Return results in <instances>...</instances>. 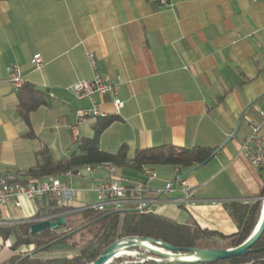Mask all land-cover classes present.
Listing matches in <instances>:
<instances>
[{"label":"crops","instance_id":"0c3cea01","mask_svg":"<svg viewBox=\"0 0 264 264\" xmlns=\"http://www.w3.org/2000/svg\"><path fill=\"white\" fill-rule=\"evenodd\" d=\"M36 54L40 70L32 64ZM89 54L100 75L124 81L118 113L110 96L96 97L100 110L116 117L101 134L102 151L175 146L216 154L185 175L188 197L178 185L165 191L175 179L173 167L153 168V181L133 169L67 173L59 180L74 190L72 207L95 206L98 186L114 178L128 187L144 185L149 212L237 233L224 203L254 202L264 192V169L253 168L242 154L264 107V0H0V173L28 177L43 149L57 161L78 152L69 127L91 102L70 88L93 78ZM10 66L46 96L29 123L19 113ZM98 120H85L78 139H92ZM20 202V208H0V264L31 254L33 246L15 247L17 236L22 226L51 216L55 200L40 194Z\"/></svg>","mask_w":264,"mask_h":264},{"label":"trees","instance_id":"16d2710c","mask_svg":"<svg viewBox=\"0 0 264 264\" xmlns=\"http://www.w3.org/2000/svg\"><path fill=\"white\" fill-rule=\"evenodd\" d=\"M19 113L29 123L30 114L46 105V96L43 92L31 84H25L19 91ZM116 121V117L101 118L95 125V136L92 139L81 141L78 152L60 161L54 159L49 149H43L38 153L37 167L29 171L28 177L45 180L50 177L59 178L67 173L79 171L90 165H111L118 169H133L143 172L146 168L173 167L179 169L183 175L208 163L216 154L215 149L206 147L180 148L164 146L151 149H143L131 154L127 145H122L117 153L109 154L100 149V137L103 131ZM264 197V192L262 194ZM263 201L254 202H227L224 209L236 224L238 231L232 235H224L221 232L202 229L196 222L180 224L167 217L153 212L139 211L136 209H124L119 211H97L88 209L77 211L66 216V225L61 229H70L71 221L75 217H81L86 225L93 229L92 238L82 247L76 248L73 257H55L42 259L38 255L48 252L56 246L67 244V237L57 235V231H45L31 235L27 224L21 227V233L17 236L16 248L20 246H33L31 254L18 256L8 264H91L114 242L127 237L153 238L166 242L180 252L185 253L189 249L201 250H227L243 244L253 233L257 226ZM65 210L58 208L57 203H52L50 215L58 219ZM4 236L9 235L10 230L3 231ZM132 252H140L151 256L144 251L131 249ZM114 264H160L152 261H144L133 256H122L114 261ZM210 264H264V234L260 240L250 249L249 253L235 258L221 260Z\"/></svg>","mask_w":264,"mask_h":264},{"label":"built area","instance_id":"2783aa9c","mask_svg":"<svg viewBox=\"0 0 264 264\" xmlns=\"http://www.w3.org/2000/svg\"><path fill=\"white\" fill-rule=\"evenodd\" d=\"M90 66L94 76L90 80H81L74 83L70 90L79 99H88L91 102V107L88 109L79 110L76 114V123L69 127V130L80 145L81 140L78 139V128L87 119L107 118V114L100 110L96 100L97 96H110L113 100V105L116 113L124 106L119 94L121 87L124 85L122 78L118 77L112 80L109 77L102 76L97 71V62L93 54L88 55ZM33 66L40 70L43 66V60L40 54H36L32 59ZM8 80L12 88L19 91L25 84L26 80L18 66H10L7 68ZM259 120L251 123V132L242 144V154L248 160L249 164L257 169H264V107L258 111ZM106 167L113 175L116 172V167L111 165H90L86 169L91 171L94 168ZM148 181H153L158 178V172L152 168H146L142 172ZM174 185L180 186L188 197L191 192L186 180L179 169H175V179L165 190L172 191ZM97 204L93 207L73 208L71 205L74 196V190L67 184L59 180V178L50 177L45 180L38 178L25 177L17 172L0 173V208L6 207L13 203L15 208L21 207L20 200L26 198L34 199L40 194H49L57 203L58 208L65 210L64 213L58 215L67 216L77 211L94 209L97 211H119L128 209L127 206L132 205L139 211H148L147 203L144 200L146 188L142 184L136 186H125L117 179L112 178L108 182L102 183L97 188ZM37 222V221H36Z\"/></svg>","mask_w":264,"mask_h":264},{"label":"water","instance_id":"95a60500","mask_svg":"<svg viewBox=\"0 0 264 264\" xmlns=\"http://www.w3.org/2000/svg\"><path fill=\"white\" fill-rule=\"evenodd\" d=\"M79 174V171L74 172ZM261 216L252 235L240 246L227 250H201L197 248L189 249L182 253L176 247L153 238L127 237L117 240L111 244L101 256L91 264H114L120 257L121 251L140 260L152 261L160 264H210L221 260L244 256L260 240L264 234V197ZM66 225V217L61 216L55 219L54 216L44 217L35 222L31 228V235L43 233L45 231H58ZM131 249H138L150 257L140 252H132Z\"/></svg>","mask_w":264,"mask_h":264},{"label":"rangeland","instance_id":"374dc122","mask_svg":"<svg viewBox=\"0 0 264 264\" xmlns=\"http://www.w3.org/2000/svg\"><path fill=\"white\" fill-rule=\"evenodd\" d=\"M71 222L70 229H60L57 231L58 236L67 237L68 245L56 246L48 252L40 253L38 255L39 258L73 257L76 255V250L92 238L93 229L88 227L81 217H75Z\"/></svg>","mask_w":264,"mask_h":264},{"label":"bare ground","instance_id":"6f19581e","mask_svg":"<svg viewBox=\"0 0 264 264\" xmlns=\"http://www.w3.org/2000/svg\"><path fill=\"white\" fill-rule=\"evenodd\" d=\"M127 253H125L124 251H121V253L118 255V257H122V256H126Z\"/></svg>","mask_w":264,"mask_h":264}]
</instances>
